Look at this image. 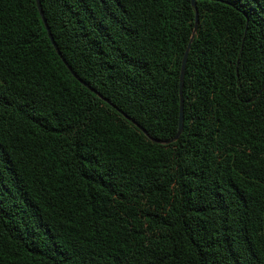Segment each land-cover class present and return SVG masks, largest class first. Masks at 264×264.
Listing matches in <instances>:
<instances>
[{"label":"trees","instance_id":"obj_1","mask_svg":"<svg viewBox=\"0 0 264 264\" xmlns=\"http://www.w3.org/2000/svg\"><path fill=\"white\" fill-rule=\"evenodd\" d=\"M39 2L62 57L0 0V264H264V0H196L168 143L191 0Z\"/></svg>","mask_w":264,"mask_h":264},{"label":"water","instance_id":"obj_2","mask_svg":"<svg viewBox=\"0 0 264 264\" xmlns=\"http://www.w3.org/2000/svg\"><path fill=\"white\" fill-rule=\"evenodd\" d=\"M36 3H37V7H38V10H39V13L43 19V22L45 24V27H46V30H47V33H48V36L51 40V43L52 45L55 47L56 49V52L58 53V55L60 57L61 56V53L53 39V36L51 34V31H50V28L49 26L47 25L46 23V20H45V17H44V14H43V11H42V8H41V4L39 2V0H36ZM191 3L193 5V7L195 8V25L193 27V30H192V33H191V36H190V39H189V42L185 48V51H184V54H183V57H182V61H181V68H180V75H179V95H180V106H179V116H178V130L176 132V134L169 140H165V141H161V140H157L158 142H161V143H168V142H172V141H175L178 139V137L180 136L182 130H183V97H182V89H183V84H184V73H185V65H186V59H187V55H188V52H189V49H190V45H191V42L194 38V35H195V31H196V23L198 21V16H197V9H196V0H191ZM69 68V66H68ZM73 76L75 78H78L77 75L75 73H73ZM79 82L86 86L87 88H89L91 91H94L85 81H83L82 79H78ZM102 97V96H100ZM135 125H137L140 129H142L141 126H139L136 122H133Z\"/></svg>","mask_w":264,"mask_h":264}]
</instances>
